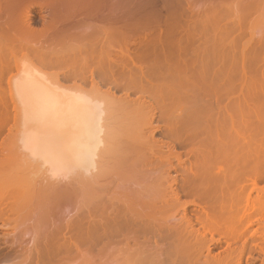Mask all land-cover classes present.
<instances>
[{"label": "rangeland", "instance_id": "374dc122", "mask_svg": "<svg viewBox=\"0 0 264 264\" xmlns=\"http://www.w3.org/2000/svg\"><path fill=\"white\" fill-rule=\"evenodd\" d=\"M16 3L19 6L12 5L21 10L25 1ZM146 3L147 0H100L101 8L97 12L68 16L72 6L66 5L63 10L67 11L60 13L72 25L76 20L85 23L78 30L101 36L100 31L120 27L128 17L172 18L185 9L192 12L202 7L200 0H148L149 10L141 12L139 8ZM211 4L215 5L218 23L207 25V30L201 25L195 28V42L184 49L179 62L180 74L168 75L162 83L169 89L162 98L165 114L147 94L117 91L103 84L100 88L106 93L94 95L86 93L89 87H85L83 97L89 94L88 102L101 104V113L104 111L101 146H108L97 169L87 175L81 174L79 169L66 172L69 175H52L45 166L28 159L21 147L22 117L12 84L38 75L52 80V75L41 71L23 49H16L13 57L7 56L2 63L6 73L0 78V95L6 98L3 97L8 104L7 111L13 117L4 123L0 135V146L5 148L0 159L6 161V168L0 170L4 175L0 177V209L6 212L0 220V264H121L130 247L163 248L168 244L158 241L156 226L142 231L141 222L153 219L158 228H166L184 215L188 218L195 211L201 212L203 203L201 208L199 204L204 201L194 196L184 197L179 189L181 176L189 174L190 148L199 147L201 138L209 131L213 114L218 112L220 116L219 113L228 111L246 118L259 101L252 109L247 104L251 106L256 100L254 97L262 104L259 97H264V89L260 87L264 85V0H212ZM7 5L10 4L2 5L0 21H7L3 22L9 25L22 10L19 12L14 7L13 11L9 9L10 13ZM30 16L32 27L40 29L46 12L34 8ZM137 42L129 41L126 51L130 56L137 51ZM257 54L260 58L255 57ZM189 80L197 83L196 90L189 88ZM201 85H210L212 89L205 91ZM250 89L257 93L256 96L251 91L247 93L253 98L246 97ZM238 102L243 104V112ZM246 106L251 109L249 112ZM260 106L263 111L264 104L263 109ZM174 132L179 133L181 139L170 135ZM193 132L199 133V137L192 139L188 133ZM169 151L173 156H180V163L187 165L188 172L181 174L184 165L175 160L178 157H168ZM262 184L263 181L259 187L263 188ZM252 195L255 196V192ZM118 211L128 212L132 222L122 221L124 225L118 227L115 218ZM258 226L254 223L248 228L250 234L253 231L256 234L248 238L254 240L253 244L261 245L263 238L255 240L260 232ZM206 235L207 240L217 239L211 233ZM249 239L245 242L248 249L239 257L238 264H264V254L254 245L256 249H251ZM242 243L232 244L231 249L237 250ZM214 244L216 248H212L211 253L222 254L225 247ZM249 248L254 251L249 253Z\"/></svg>", "mask_w": 264, "mask_h": 264}, {"label": "bare ground", "instance_id": "6f19581e", "mask_svg": "<svg viewBox=\"0 0 264 264\" xmlns=\"http://www.w3.org/2000/svg\"><path fill=\"white\" fill-rule=\"evenodd\" d=\"M24 1L21 11L18 9L20 7L13 6L18 5L16 2L20 0H0V10L2 5L10 4L7 5L8 10L13 11L17 7L21 11L18 18H14L15 21L8 22L9 25L4 23L7 21H0V78L6 73L2 63L16 49H23L41 71L52 75V80L38 75L12 84L22 117L21 147L27 152L28 159L30 157L36 164L45 166L52 175H69L66 172L73 169H79L81 174L87 175L97 169L102 156L107 152L108 146H101L104 111L101 113V104L92 100L88 102L89 94L86 98L83 97L85 87H89L86 93L94 95L106 93L100 88L103 84L117 91L147 94L150 99L155 100L157 107L163 108L165 114L162 98L167 96L169 89L162 84L164 79L168 75L175 74L177 77L180 74L179 62L184 49L195 42V28L201 25L207 30V25L214 26L211 24L218 23L212 0H200L201 9L192 12L185 9L179 16L172 18H162L160 15L155 18L145 15L143 19L128 17L122 25L119 24L120 21L117 22L120 27L111 31L103 29L100 31L101 36H95L88 30H78L85 23L76 20L72 25L63 19L60 12L66 5L72 6L71 10L68 9V16L85 14V11L97 12L101 8L100 0ZM34 8L46 12L40 29L33 28L29 21ZM139 10H149L148 0L145 7H140ZM63 11L66 12L67 9ZM133 39L138 41V49L130 56L126 47ZM119 46H123V49L116 50L115 47ZM54 70L56 73L52 72ZM183 84L185 86L184 81ZM188 86L193 90L198 87L193 80H189ZM252 86L251 84V88ZM210 87L201 85V89L204 88L205 91L211 90ZM260 87L264 89L263 84ZM249 92L252 94V89L246 94ZM249 94L247 98L250 97ZM253 95L256 96L257 93ZM3 97L0 95V135L4 130V123L11 121L10 118L13 117L7 111L8 104ZM259 98L262 104L257 97L253 98L256 99L255 102L251 100L254 102L251 106L249 100L246 104L252 109L259 101L257 104L262 105L260 108L263 109L264 97ZM239 104L244 107L242 103ZM248 107L246 106V111L249 112L251 109ZM254 108L253 112H247L246 118L243 117L245 115L236 116L231 112L237 120L228 111H223L224 115L219 113L222 116H217L218 112L213 114L209 121V131L205 133L204 139L201 138L199 147L191 145L189 155L192 159L188 163L189 174L186 173V176L183 174L187 165L180 163V156L175 151V156L172 151L168 152L171 154L168 157H178L179 160H175L184 165V168H180L182 171L185 169L181 173V195L197 197L206 202V205L198 202L195 205L199 204L200 208L201 203L204 204L201 212L195 211L188 218L184 215L177 223L173 222L175 224L166 228H158L153 219L154 224L152 220L149 222L150 219L141 222L142 231H150L156 226L158 241H167L168 244L163 248L150 245L149 248L145 245L130 247L121 264H238L239 257L248 249L245 246L246 239L256 235L254 231L251 234L248 231L254 223L260 227L258 237L254 239L257 241L261 237L264 240V187H259V183H264V110ZM243 110L244 108L241 111ZM170 135L181 139L179 133ZM188 135L192 139L199 137L196 132ZM1 149L0 156L5 148ZM4 162L6 161L0 159L1 172L6 168ZM2 175L1 173L0 177ZM70 175L72 176L71 173ZM254 192L255 196L252 195ZM126 213L117 212L115 218L118 227L124 225L121 224L122 221L127 224L132 222L128 212ZM5 216L6 212L0 209V220ZM206 233L215 235L217 239L207 240ZM252 240H248V244H252L251 249L256 246L264 254V242L261 245L257 242L253 244ZM239 241L243 243L237 246V250L231 249V245ZM214 243L225 247L222 254L211 253V249L216 248ZM251 249L247 251L252 253L254 250Z\"/></svg>", "mask_w": 264, "mask_h": 264}]
</instances>
